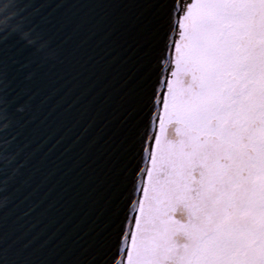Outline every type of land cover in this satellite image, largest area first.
I'll return each mask as SVG.
<instances>
[{
  "label": "snow or ice",
  "instance_id": "obj_1",
  "mask_svg": "<svg viewBox=\"0 0 264 264\" xmlns=\"http://www.w3.org/2000/svg\"><path fill=\"white\" fill-rule=\"evenodd\" d=\"M98 7L137 11L113 23L131 41L135 75L117 102L122 118L96 178L107 196L91 251L33 260L5 245L0 264H264V0ZM0 33V120L12 129L4 151L18 158V105L45 86L30 76L50 48L27 8L5 14ZM3 159L7 176L15 166ZM113 217L115 243L104 228Z\"/></svg>",
  "mask_w": 264,
  "mask_h": 264
},
{
  "label": "water",
  "instance_id": "obj_2",
  "mask_svg": "<svg viewBox=\"0 0 264 264\" xmlns=\"http://www.w3.org/2000/svg\"><path fill=\"white\" fill-rule=\"evenodd\" d=\"M143 2L0 0V19L25 8L36 15L50 48L47 62L30 76L45 86L34 87L31 98L24 96L18 105L24 109L18 112L24 122L16 141L18 158L4 151L12 129L0 120V247L33 260L91 251L107 196L96 178L103 176L110 137L122 118L117 102L135 75L131 41L124 43L123 28L114 32L113 23L130 22L137 11L98 5ZM3 39L0 33V43ZM147 113L145 105L137 121L141 131ZM4 155L15 166L7 176ZM134 166L128 163L129 180ZM13 175L19 176L15 186ZM124 203L121 199L117 207ZM118 224L113 217L104 226L112 243Z\"/></svg>",
  "mask_w": 264,
  "mask_h": 264
}]
</instances>
